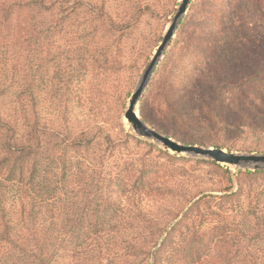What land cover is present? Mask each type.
<instances>
[{
    "label": "rangeland",
    "instance_id": "374dc122",
    "mask_svg": "<svg viewBox=\"0 0 264 264\" xmlns=\"http://www.w3.org/2000/svg\"><path fill=\"white\" fill-rule=\"evenodd\" d=\"M179 2L68 0L74 6L69 10L57 3L50 19L38 17L35 47H27L24 31L17 33L18 38L11 35L2 16L5 0H0V84L8 87L0 94V106L8 112L7 118L20 115L17 127L22 142L40 140L38 157L46 164V150H58L54 161L62 166L66 141L82 132L96 139L73 154L81 160L83 156L86 161L97 160L106 172L128 171L124 174L132 178L119 192L116 188L117 192H109L106 181L96 182L87 168L82 170V186L87 189L76 192L93 199L83 216L86 221L83 218L81 226L67 233L71 240L54 239L52 254L50 246L43 257L36 253L34 264L41 259L44 264H138L139 258L132 257L140 243L150 241L153 221L169 225L192 197L221 195L228 186L230 191L240 188L241 195L202 203L200 213H190L180 225L193 216L197 234H212L205 237L207 243L201 242L205 249L198 258L201 264L264 262V176L241 174L253 171L248 166L175 154L139 136L124 118L128 99ZM245 24L246 31L236 32ZM48 25L52 26L49 35L43 31ZM263 45L264 0H190L137 102V115L181 143L220 145L237 153L258 148L254 153H262L264 98L256 96L264 94ZM15 89L21 92L20 113L7 107ZM244 90L255 95H241ZM124 132L153 146L133 139L125 142ZM100 135L107 136V142ZM140 160L153 174L145 176L150 191L142 192L143 181L136 166L131 167ZM137 180L140 188L135 190ZM107 194L117 198V208L92 206ZM111 210L115 212L104 220ZM73 212L74 218L81 215ZM56 218L53 233L61 235L70 227L64 221L72 217L56 214ZM179 231L173 233L176 242L181 240ZM138 234L143 237L136 238ZM79 236L90 238L82 244ZM172 248L178 251L177 246Z\"/></svg>",
    "mask_w": 264,
    "mask_h": 264
},
{
    "label": "trees",
    "instance_id": "16d2710c",
    "mask_svg": "<svg viewBox=\"0 0 264 264\" xmlns=\"http://www.w3.org/2000/svg\"><path fill=\"white\" fill-rule=\"evenodd\" d=\"M67 1L5 0L2 16L8 20L10 28L13 31H11L13 37L18 38L19 35L17 33L24 31V36L27 38V47L28 44L35 47L36 39L40 33L37 23L38 17L42 16L44 20L45 17H47L46 19H50L57 3L59 4L58 8L67 7V10L73 8L74 6L68 5ZM246 29L247 24L241 25L236 32L246 31ZM43 31L49 35L52 32V26L48 25ZM1 70L2 66H0ZM3 84L1 81L0 94H3L8 88ZM15 90L7 107L12 108L11 110L14 112L20 113L21 110L17 106L21 102V92L17 91V89ZM262 90L264 92V89ZM254 93L253 90H249L248 92L244 90L240 94L255 95ZM256 97L262 99L264 98V94ZM2 101L3 99L0 100V102ZM2 107L0 106V264H34L33 258L36 253L43 257L44 252H46L45 248L50 246V254H52L54 239L58 242H66L68 238L71 240V237L67 236V233L72 230L71 228H77L84 223L83 216L87 214V208L91 206L93 199H90L88 196H78L76 192V189L78 192L87 189V187L82 186L85 184L83 182L82 170L87 168L94 177H97V179H94L96 182L102 181L103 183L106 181L109 192H117L116 189L119 192L124 185L131 183L132 178L124 174L128 171L117 172V170H107L106 172L102 166L97 165V160H93V162L92 160L86 161V157L84 156L83 160L79 159L80 156L75 155L78 154L76 148H88L96 139L93 136L87 138L88 135L82 132L73 135L66 141L67 153L65 152L66 159L62 166L54 161L57 156L54 155L60 153L54 148L46 150L45 157L50 162L46 164L45 158L41 160L38 157L41 151L39 148L40 140L35 141L34 144L23 143L22 136L18 133L19 129L17 127L20 115L17 118H7L8 112L4 111ZM98 132L100 133V130ZM81 137L86 139L84 143H82L83 138ZM100 137L106 141L107 136L100 135ZM123 137L125 142L133 139L137 144L142 143L145 146H153L152 143H148L147 145V141L141 140L128 132H124ZM210 146L208 145L207 147ZM214 147L223 148L220 145H214ZM257 151L258 148L250 149V152ZM262 153H264V150H262ZM199 160L203 161L204 159ZM211 162L217 164L214 161ZM134 166H136L135 172L140 176L141 181H143L141 184H143L144 191L142 192L150 191V188L145 185L147 183L145 176L153 175L148 171V164L146 165V163L140 160L131 167ZM100 169H102L104 175H101ZM79 174L81 176H78ZM241 174L251 177L257 175L264 176V170H247ZM133 187L135 190L140 188L139 180H137V183ZM231 187L228 186L221 190L223 192L221 195L203 194L197 198L192 197L188 200L187 207L182 210V213L178 212L175 214L172 223L169 225L168 223H159L160 221H157V219L153 221V226L148 231L150 241L145 240V242L140 243L139 250L135 256L132 255V258H139L138 264H165L167 261V264H201V261L198 262V258L203 253V250H205L201 242L207 243L205 237H212V234L205 233V231L197 234L198 230L192 227L196 221V219H192L193 216L189 223L185 222L184 226L180 225L181 221L190 216L192 212L199 214L202 203L235 199L241 195L240 188L230 191ZM117 205V198L107 194L100 198V202L92 206L95 208L103 207L106 210L109 207L117 208ZM73 211H77L81 215L74 218L77 213ZM114 212L111 210V213L108 214V211H106L103 216L106 217L104 220L108 221L109 216H112ZM56 214L61 216L71 214L72 217V219L69 218L67 221H64L69 222L70 227L61 235L53 233L54 224L57 222ZM179 215H181L180 218L175 220ZM84 219L86 221V218ZM60 222H63V220ZM177 230H180L179 238L181 239L178 242L172 239L174 231ZM163 233H165L164 237L161 236ZM142 237L143 234H138L136 238ZM79 238L82 244H84L90 237L79 236ZM210 241L208 240V242ZM177 243H181V245ZM174 246H177L178 251L172 248ZM54 247H56V244ZM168 257H172V260L167 259ZM40 264H44L42 259ZM231 264L246 263L237 260L231 262ZM249 264H264V262L255 260L249 262Z\"/></svg>",
    "mask_w": 264,
    "mask_h": 264
},
{
    "label": "water",
    "instance_id": "95a60500",
    "mask_svg": "<svg viewBox=\"0 0 264 264\" xmlns=\"http://www.w3.org/2000/svg\"><path fill=\"white\" fill-rule=\"evenodd\" d=\"M189 2L190 0H180L176 12L167 26L160 43L158 44L154 54L146 65L138 84L128 99V104L124 112V118L139 136L150 139L175 154L200 156L211 159L217 163H224L239 167L248 166L253 171L264 170V153H237L227 151L221 147H205L195 144L181 143L151 127L136 113L137 102L139 101V98L142 95L143 90L145 89L159 59L169 45L179 20L185 13Z\"/></svg>",
    "mask_w": 264,
    "mask_h": 264
}]
</instances>
